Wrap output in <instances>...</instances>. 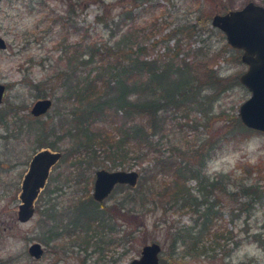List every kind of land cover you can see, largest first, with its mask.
<instances>
[{"label": "rangeland", "instance_id": "374dc122", "mask_svg": "<svg viewBox=\"0 0 264 264\" xmlns=\"http://www.w3.org/2000/svg\"><path fill=\"white\" fill-rule=\"evenodd\" d=\"M249 2L264 7V0H2L0 38L4 40L6 49L0 50V83L6 91L0 113L7 111L9 118L13 114L9 107L19 106V116H26V120L34 118L30 110L45 95L52 101L51 109L37 118L33 130L52 118L58 123L55 110L63 106V99L60 103L56 100L63 95L56 75L58 71L67 70L64 48L71 50L82 38L89 36L94 39L100 37L106 42L111 35L113 42L118 41L122 48H126L131 39L140 42L142 30L149 29L148 22L158 18L168 29L154 37L159 44L147 54L146 59L174 53L176 40H180L179 50L182 51L179 59H185L192 66L199 97L206 106L202 111H191L186 118L178 112L173 122L164 128V134H168L166 140L177 144L174 151L177 162L191 161L188 149L194 151L201 140L211 137L213 142L211 146L208 143L204 151L209 157L202 168L204 174L210 177L226 173L241 175L250 166L257 170L260 168V175H254V178L264 177V134L240 135L231 131L236 128L229 123L234 121L238 108L250 96L238 81L247 67L240 60L242 53L232 49L223 33L211 26L214 15L240 10ZM101 15L106 18L107 26L97 22ZM63 17L70 20L64 22L59 19ZM195 18L203 24L195 28L198 34L191 39H184L182 35L176 39L161 38L173 28L194 25ZM75 70L79 75L82 69L76 67ZM208 72L220 79L221 84L211 79L214 82L210 85ZM69 104L71 106L72 102ZM136 122L146 126L147 116L136 118ZM65 128L64 124L61 131L64 132ZM61 131L57 149H49L62 153L75 141L67 145ZM48 133V128L43 130L45 136ZM15 134L12 125L9 129L0 126V258L16 257L17 264H129L140 257L144 245L157 243L161 247L159 264H264V245L261 244L264 243V198L253 204L248 215L241 216L239 204L243 198L240 194L232 195L231 202L225 197L215 196L224 208H218V216L215 215L209 229L200 235L195 223L198 216L194 212L163 213L161 209H153L131 220L126 213L125 218L113 219L115 236L111 246L96 248L92 243L82 244L80 234L79 238H62L54 242L57 246L54 243L46 246L39 229L40 215L36 213L38 201L28 222H19L17 214L21 181L30 158L48 147L37 148L31 133L25 137ZM50 140L46 137L45 141L49 143ZM186 141L191 148L184 146ZM183 153L186 154L181 156ZM135 164L138 163L130 159L128 166L122 169L112 168L110 162L103 161L86 173L82 184L75 180L77 172L70 175L65 165L60 164L52 169L45 188L57 187L60 191L56 193L55 202L68 208L72 200L76 202L84 198L87 192L92 197L96 171H136L139 174L141 167H134ZM143 167L150 165L144 164ZM244 178L252 180L251 176ZM195 184L193 180L188 183L193 194ZM259 184L264 190V180ZM124 186H115L100 204L111 206L118 202L126 193ZM231 209L234 210L232 214ZM184 231H192V236L181 238ZM128 234H132L131 241ZM193 236L197 238L193 239ZM33 243H40L43 247V256L39 260L28 256V247Z\"/></svg>", "mask_w": 264, "mask_h": 264}, {"label": "trees", "instance_id": "16d2710c", "mask_svg": "<svg viewBox=\"0 0 264 264\" xmlns=\"http://www.w3.org/2000/svg\"><path fill=\"white\" fill-rule=\"evenodd\" d=\"M59 19L64 22L70 20L65 17ZM195 20L194 25L173 28L161 38L176 39L182 35L184 39H191L198 34L195 28L203 24L199 18ZM97 22L107 26L103 15L97 17ZM148 23L150 28L142 30L141 41L134 42L131 39L126 48H122L118 41L113 42L112 35L106 42L100 37L94 39L89 36L87 39L82 38L71 50L64 48L67 70L58 71L56 75L63 95L56 100L60 103L63 99V106L55 110L58 123L52 118L49 122H41L39 129L33 130L37 118L26 120L25 115L19 116V106L9 107L13 113L9 118L7 111L0 113L2 128L9 129L12 125L18 137L31 133L37 148L56 150L60 139L59 130L65 124L66 130L61 132L67 145L70 141L75 143L62 151V158L56 167L63 164L70 175L77 172L75 180L78 183L85 179L89 170L100 166L103 161L110 162L112 168L125 169L127 161L131 159L138 163L134 167H141L136 187L124 186L126 193L111 206L94 202L87 192L84 198L76 202L72 200L68 208H63L55 202L56 193L60 190L57 187L45 188L37 200L36 213L40 215L39 229L46 246L62 238L75 239L80 235L82 244L92 243L96 248L111 246L115 236L112 231L113 219L125 218L126 213L131 220L153 209H161L163 213L194 212L198 216L195 223L196 229H199L197 234L200 235L209 229L218 208H224L215 198L216 195L231 202L232 195L240 194L243 198L239 204L241 216L248 215L253 204L264 198V190L259 184L264 177H253L260 175V168L257 170L256 167L248 166L241 175L226 173L210 177L203 173L202 168L209 160L204 151L208 143L211 146L214 138L201 140L194 151L188 149L191 161L177 162L174 154L177 144L166 140L168 134H164V128L173 122L178 112L186 118L191 111H202L206 106L199 97L197 77L192 74V66L185 59H179L182 51L179 50L180 40H176L174 53L146 59L147 54L159 44L154 37L168 29L158 18ZM76 67L82 69L79 75ZM206 75L210 78V85L214 82L211 79L217 80L215 83L221 81L211 72ZM44 96L41 98H46ZM69 101L73 106H70ZM142 115L147 116L146 126L136 122V118ZM229 123L236 128L231 129L234 133L244 135L254 132L246 129L236 116ZM46 128L49 130L47 136L43 134ZM46 137L51 138L49 143L45 141ZM184 146L191 148L187 141ZM165 147L168 150L164 152L162 149ZM144 164L150 167H143ZM244 176H251L252 180ZM192 180L196 182L195 194L192 193L193 188L188 187ZM42 202L44 204L40 206ZM192 233L184 231L185 235L181 238H189ZM127 238L131 241L132 234H128ZM261 244L264 245L263 242ZM17 263L18 260L13 256L0 258V264Z\"/></svg>", "mask_w": 264, "mask_h": 264}, {"label": "water", "instance_id": "95a60500", "mask_svg": "<svg viewBox=\"0 0 264 264\" xmlns=\"http://www.w3.org/2000/svg\"><path fill=\"white\" fill-rule=\"evenodd\" d=\"M2 0H0L1 6ZM211 26L225 36L227 44L240 51L241 62L247 69L239 78V83L249 92L250 96L238 108V119L248 130L264 134V7L247 3L237 11L216 14L211 19ZM6 45L0 38V50ZM6 87L0 83V106ZM52 106L48 98L38 99L30 110V115L39 118L45 115ZM61 152L48 148L41 149L31 156L28 169L23 176L19 193L18 221L28 222L35 213V205L45 189L52 169L60 162ZM139 180L136 171L98 170L94 175L92 199L100 204L117 185L135 188ZM161 247L157 243L144 245L140 257L129 264H159ZM28 256L39 260L43 256L40 243L28 247Z\"/></svg>", "mask_w": 264, "mask_h": 264}, {"label": "flooded vegetation", "instance_id": "af4514ba", "mask_svg": "<svg viewBox=\"0 0 264 264\" xmlns=\"http://www.w3.org/2000/svg\"><path fill=\"white\" fill-rule=\"evenodd\" d=\"M49 149V148H48ZM62 154V153H61ZM63 155V154H62Z\"/></svg>", "mask_w": 264, "mask_h": 264}]
</instances>
